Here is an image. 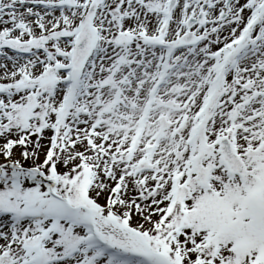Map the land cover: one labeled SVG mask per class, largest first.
Returning a JSON list of instances; mask_svg holds the SVG:
<instances>
[{"label":"snow or ice","instance_id":"6c2138e0","mask_svg":"<svg viewBox=\"0 0 264 264\" xmlns=\"http://www.w3.org/2000/svg\"><path fill=\"white\" fill-rule=\"evenodd\" d=\"M0 264H264V0H0Z\"/></svg>","mask_w":264,"mask_h":264}]
</instances>
